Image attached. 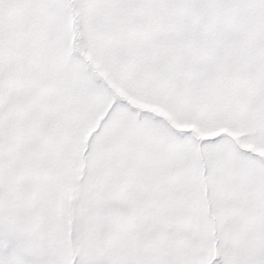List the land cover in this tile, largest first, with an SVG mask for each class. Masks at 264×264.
Returning <instances> with one entry per match:
<instances>
[{
  "label": "snow or ice",
  "instance_id": "snow-or-ice-1",
  "mask_svg": "<svg viewBox=\"0 0 264 264\" xmlns=\"http://www.w3.org/2000/svg\"><path fill=\"white\" fill-rule=\"evenodd\" d=\"M0 264H264V0H0Z\"/></svg>",
  "mask_w": 264,
  "mask_h": 264
}]
</instances>
